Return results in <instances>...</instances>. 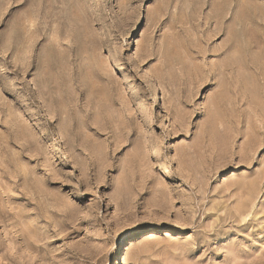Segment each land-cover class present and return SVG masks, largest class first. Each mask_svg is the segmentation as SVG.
Segmentation results:
<instances>
[{"label": "rangeland", "instance_id": "obj_1", "mask_svg": "<svg viewBox=\"0 0 264 264\" xmlns=\"http://www.w3.org/2000/svg\"><path fill=\"white\" fill-rule=\"evenodd\" d=\"M0 264H264V0H0Z\"/></svg>", "mask_w": 264, "mask_h": 264}, {"label": "bare ground", "instance_id": "obj_2", "mask_svg": "<svg viewBox=\"0 0 264 264\" xmlns=\"http://www.w3.org/2000/svg\"><path fill=\"white\" fill-rule=\"evenodd\" d=\"M250 188H252V190L255 191V190H256V186H255V184H251V185H250ZM250 188H249V189H250ZM253 191H252V192H253ZM253 193H254V192H253ZM251 194H252V193H251ZM245 208H246V206H245L243 209H245ZM239 209H240V208H239ZM152 235H155V234L153 233Z\"/></svg>", "mask_w": 264, "mask_h": 264}]
</instances>
